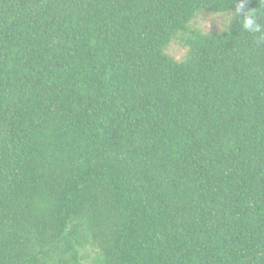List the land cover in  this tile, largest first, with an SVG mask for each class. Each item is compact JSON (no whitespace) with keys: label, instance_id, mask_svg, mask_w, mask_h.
Wrapping results in <instances>:
<instances>
[{"label":"trees","instance_id":"16d2710c","mask_svg":"<svg viewBox=\"0 0 264 264\" xmlns=\"http://www.w3.org/2000/svg\"><path fill=\"white\" fill-rule=\"evenodd\" d=\"M0 264H264V0H0Z\"/></svg>","mask_w":264,"mask_h":264},{"label":"rangeland","instance_id":"374dc122","mask_svg":"<svg viewBox=\"0 0 264 264\" xmlns=\"http://www.w3.org/2000/svg\"><path fill=\"white\" fill-rule=\"evenodd\" d=\"M223 17L221 15L203 14L200 15L194 22L199 25L204 31H214L221 28ZM186 49L182 48L179 44L173 43L169 48V53L181 58Z\"/></svg>","mask_w":264,"mask_h":264},{"label":"clouds","instance_id":"9594fccd","mask_svg":"<svg viewBox=\"0 0 264 264\" xmlns=\"http://www.w3.org/2000/svg\"><path fill=\"white\" fill-rule=\"evenodd\" d=\"M243 7V3L241 4ZM243 27L248 31H259L260 25L256 22L255 13L251 10H248V14L243 20Z\"/></svg>","mask_w":264,"mask_h":264}]
</instances>
